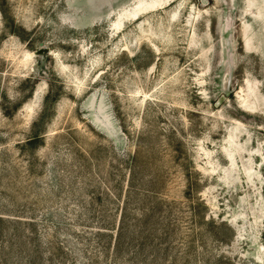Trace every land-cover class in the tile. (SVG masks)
Segmentation results:
<instances>
[{"label":"rangeland","instance_id":"rangeland-1","mask_svg":"<svg viewBox=\"0 0 264 264\" xmlns=\"http://www.w3.org/2000/svg\"><path fill=\"white\" fill-rule=\"evenodd\" d=\"M0 264H264V0H0Z\"/></svg>","mask_w":264,"mask_h":264}]
</instances>
